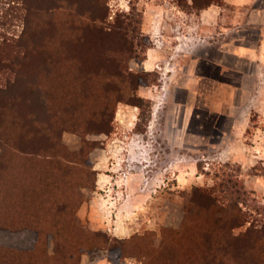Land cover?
I'll return each mask as SVG.
<instances>
[{"label": "rangeland", "instance_id": "obj_1", "mask_svg": "<svg viewBox=\"0 0 264 264\" xmlns=\"http://www.w3.org/2000/svg\"><path fill=\"white\" fill-rule=\"evenodd\" d=\"M30 1L31 28L21 0H0V264H264V159H219L169 130L212 135L204 101H176L171 76L200 60L175 37L195 33L198 6L100 0L101 28L66 41L69 11ZM125 16L140 24L122 37ZM155 25L166 46L146 66ZM253 140L264 149L256 112ZM239 187L245 203L222 207Z\"/></svg>", "mask_w": 264, "mask_h": 264}, {"label": "crops", "instance_id": "obj_2", "mask_svg": "<svg viewBox=\"0 0 264 264\" xmlns=\"http://www.w3.org/2000/svg\"><path fill=\"white\" fill-rule=\"evenodd\" d=\"M221 1L199 10L195 33L186 29L175 33L180 40L176 50L198 52L201 61H194L193 55L190 63L181 68L176 64L171 75L177 84L176 101H204V110L214 116L209 129L212 135L191 133L182 125H170L169 130L180 132L185 142H203L219 159H264V149L257 140L246 143L253 113L264 115V108H260L264 101V0ZM152 34L159 44L156 42V47L148 50L146 66L157 63L153 53L162 51L158 46H166L167 35L162 29L155 25ZM198 63L208 71L201 72L196 67ZM228 72L233 78L226 79Z\"/></svg>", "mask_w": 264, "mask_h": 264}, {"label": "trees", "instance_id": "obj_3", "mask_svg": "<svg viewBox=\"0 0 264 264\" xmlns=\"http://www.w3.org/2000/svg\"><path fill=\"white\" fill-rule=\"evenodd\" d=\"M81 1L82 0H57L56 4L52 7L53 10L63 9L68 10V16H66L65 19V26L67 27L66 30L63 32L61 38L66 37V41L72 39H75V36L77 35V32L83 30V28H91L92 33L93 31L98 30V28H101V25L105 21V16H100L98 13H95V11H92L95 9V7L100 4V0H89L87 11L84 13H80V7H81ZM213 1L216 0H203L202 2H199L197 0H192L193 4H196L199 9L205 8L212 4ZM21 3L24 8V22L27 23L29 21L30 28L31 26H34V24L30 21L31 15L34 11L39 10V6H35L31 3L30 0H21ZM34 21V19H33ZM133 17L125 16V17H119L118 18V24H117V32L122 36H126L129 34L130 30H133L134 33L137 32L138 26L140 24V21H136V24L133 23ZM36 27V26H34ZM71 37V38H70ZM117 71H121L120 68L117 69ZM123 71V70H122ZM126 72V71H124ZM128 73V72H127ZM113 76H117L116 73ZM120 100V99H118ZM103 111L105 112L104 115L107 118L108 123L107 127H110L112 117L108 118L107 116H110V113H108V106L103 107ZM107 114V115H106ZM109 125V126H108ZM110 129V128H109ZM234 188V186H233ZM235 192L237 194L236 198H231L227 204L223 203L222 207L229 208V207H238L241 204H244L245 201L241 200L242 194H246L245 190L239 188L235 189ZM213 200L218 202L217 197L213 196V193L210 194ZM245 198V197H244ZM214 205V202H211ZM219 203V202H218Z\"/></svg>", "mask_w": 264, "mask_h": 264}]
</instances>
